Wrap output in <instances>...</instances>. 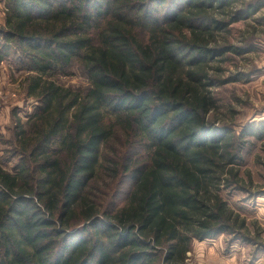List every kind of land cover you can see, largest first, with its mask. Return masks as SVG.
<instances>
[{"label":"trees","instance_id":"obj_1","mask_svg":"<svg viewBox=\"0 0 264 264\" xmlns=\"http://www.w3.org/2000/svg\"><path fill=\"white\" fill-rule=\"evenodd\" d=\"M4 1L0 64L37 105L0 162V264H187L195 240L256 241L231 199L255 194L244 139L264 123L219 114L246 78L224 65L256 50L228 33L264 0ZM75 65L86 88L58 81Z\"/></svg>","mask_w":264,"mask_h":264},{"label":"rangeland","instance_id":"obj_2","mask_svg":"<svg viewBox=\"0 0 264 264\" xmlns=\"http://www.w3.org/2000/svg\"><path fill=\"white\" fill-rule=\"evenodd\" d=\"M4 19L5 1L0 0V23H4ZM228 39L239 46H245L244 42L251 39L252 46L256 48L244 57L232 58L224 65L227 74L240 72L246 76L243 80L220 89L223 108L219 116L223 115L226 122L232 123L240 135L243 130L264 123V8L257 15L234 24L228 33ZM214 65L221 64L215 62ZM25 76L24 73L14 71L8 63L0 64V162L10 171H13L16 162L12 157L9 160L5 157L14 149L13 130L16 119L26 121L27 115L37 105L34 99L25 95ZM58 81L75 90L88 85L81 68L76 65L72 68L71 75L61 76ZM244 140L254 146L246 147L244 170L251 172L254 180L252 193L255 194H234L231 203L246 215L253 234L256 235V239L252 238L256 241H232L227 235L203 241L195 240L193 250L188 254L187 264H264V137H246ZM128 188L129 184L124 185L121 194L116 196L117 206H122ZM93 191L101 196V193ZM258 191L261 193L257 194ZM257 233L260 237H257Z\"/></svg>","mask_w":264,"mask_h":264}]
</instances>
